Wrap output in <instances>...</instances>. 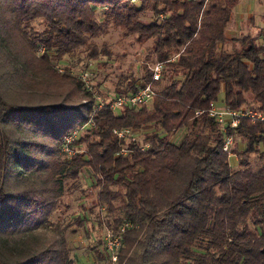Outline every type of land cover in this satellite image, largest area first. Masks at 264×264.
I'll return each mask as SVG.
<instances>
[{"label":"trees","instance_id":"16d2710c","mask_svg":"<svg viewBox=\"0 0 264 264\" xmlns=\"http://www.w3.org/2000/svg\"><path fill=\"white\" fill-rule=\"evenodd\" d=\"M238 2L0 0V264H72L50 216L65 181L85 169L98 204L122 215L110 227L124 220L133 226L123 235L118 264H264V125L241 120L222 133L207 114L221 91L225 107L264 114V43L257 44L264 32L242 38L232 53L224 50ZM148 13L153 19L145 23ZM35 20L43 21L41 32L31 28ZM109 26L140 44L151 42L159 80L152 71L138 85L116 89L119 96L152 85L150 109L94 111L93 94L66 69L61 81L87 104L34 101L13 89L21 77L58 78L54 67L79 49L89 58L105 56L92 40ZM90 119L94 128L75 143H84L86 152L61 160L63 138ZM120 129L144 130L149 148L142 153L132 145L130 154L117 157L113 131ZM181 130V139L171 142ZM228 137L245 146L237 152V170L222 150ZM74 222L83 225V219Z\"/></svg>","mask_w":264,"mask_h":264},{"label":"rangeland","instance_id":"374dc122","mask_svg":"<svg viewBox=\"0 0 264 264\" xmlns=\"http://www.w3.org/2000/svg\"><path fill=\"white\" fill-rule=\"evenodd\" d=\"M101 14L99 10L95 13L99 23L102 21ZM152 19L151 14L148 13L142 21L147 23ZM31 28L41 32L44 29V23L41 20H35ZM261 32H264V0H239L231 13V21L226 31L228 43L225 44L224 50L232 53L238 50L239 41L242 38L257 37ZM92 42L106 55L89 58L83 49H79L73 55L65 56L59 65L54 67L58 78L52 79L42 75L34 78L21 77L13 85V89L25 92L34 101L37 100L36 98H44L49 103L62 105L65 103L70 106L87 104V100L75 86L67 81H61L62 73L59 75V70L64 72L66 69V73L69 72V75L76 79L88 73V83L93 90V96L99 97L100 102L108 104L117 96V88L124 89L128 83L134 81L138 85L141 78L152 72L156 65L152 56L149 55L151 42L140 44L135 37L124 36L119 29L112 26L108 27L105 35L93 39ZM257 44H260L259 38ZM9 51L6 47L2 49V52L6 53V58L11 57ZM8 67L11 70V68L15 69L16 65L14 63ZM94 104L96 107V100ZM150 104L148 109L151 107ZM215 104L218 107L224 106L222 91L218 94ZM121 111H116L115 114H120ZM133 132L139 144L143 143L144 130ZM183 134V130L175 132L170 138L171 142L177 143ZM83 135L81 134L79 138H83ZM76 148L80 154L86 152L84 143ZM244 148L242 142L234 140L231 151L233 156L228 158L231 169H239L237 152H242ZM58 155L63 160V156L60 153ZM249 160L254 163L256 157L251 155ZM91 175V172L85 169L77 180H66L64 194L57 210L50 216L51 222L57 227L56 231L61 232L66 241L68 258L72 264H109L103 249L102 238L105 229L113 226V219L122 217L120 212L115 211L110 214L104 206L98 204L97 190L93 188ZM114 206L118 208L119 203L115 202ZM75 218L83 219V225L77 226V222H74ZM48 236H53V233ZM97 252L101 253L100 258L96 257Z\"/></svg>","mask_w":264,"mask_h":264},{"label":"built area","instance_id":"2783aa9c","mask_svg":"<svg viewBox=\"0 0 264 264\" xmlns=\"http://www.w3.org/2000/svg\"><path fill=\"white\" fill-rule=\"evenodd\" d=\"M260 43H264V33L260 36ZM161 65L156 64L153 68V75L152 80L158 81L161 74ZM60 73H63L62 70H59ZM88 73H84L80 75V80L83 83L85 89L91 93L93 90L89 85L88 80ZM156 96V90L152 85H147L143 88H138L136 92L128 94V95H119L116 96L110 103L104 104L100 102V98L97 97L94 99L97 102V105L94 109L98 110L105 106L113 111H121L124 109H132V108H139L142 106H146L152 102L153 98ZM202 112H197L196 116L201 115ZM207 114L210 118L214 119V121L219 126L222 133H226L227 130H234L237 128L241 120H248L251 124H262L264 125V114L257 109L254 108H245L242 107L237 110H232L228 107H218L215 103H211ZM90 128H94V123L90 119L88 122L78 128L63 138L61 147H60V154L63 156L64 159L70 160L73 156H75L79 151L76 148V141L79 139L81 134H85L86 131ZM113 134L115 135L116 139L120 143L119 151L117 153V157H125L131 153L133 148L132 145L139 151L145 152L149 148V143H140L136 139V134L131 131L130 129H120L114 130ZM232 146H233V138L228 137L226 138L224 145H223V152L229 157L233 156L232 154ZM133 226L131 223L127 221H123L116 229L107 227L105 229L102 244L103 249L109 264H118V254L120 249L122 248V238L125 232L131 229Z\"/></svg>","mask_w":264,"mask_h":264}]
</instances>
